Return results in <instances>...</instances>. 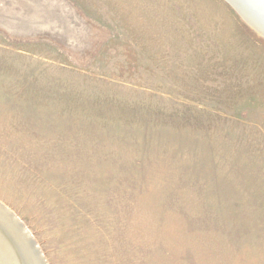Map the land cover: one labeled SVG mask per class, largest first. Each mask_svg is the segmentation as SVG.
<instances>
[{
	"label": "rangeland",
	"instance_id": "obj_1",
	"mask_svg": "<svg viewBox=\"0 0 264 264\" xmlns=\"http://www.w3.org/2000/svg\"><path fill=\"white\" fill-rule=\"evenodd\" d=\"M0 202L49 264H264V38L225 0H0Z\"/></svg>",
	"mask_w": 264,
	"mask_h": 264
},
{
	"label": "water",
	"instance_id": "obj_2",
	"mask_svg": "<svg viewBox=\"0 0 264 264\" xmlns=\"http://www.w3.org/2000/svg\"><path fill=\"white\" fill-rule=\"evenodd\" d=\"M227 1L240 15V17L251 27L257 34L264 38V35L260 33L259 30L264 31V25L259 24L261 26L256 25L255 16H263L264 17V0H225ZM242 10V11H241ZM253 19V20H252ZM263 20V19H262ZM256 22V21H255ZM257 23V22H256ZM258 24V23H257ZM15 216V214L13 213ZM8 217V216H7ZM10 219V217H9ZM10 221L14 224L16 230L20 235V240L22 245L18 242L17 239L12 238L13 242L16 244L18 249V258L11 248V252L17 258L14 259L17 261L16 263L20 264H49L43 251L41 250L39 244L24 225V223L16 217L14 221L10 219ZM11 247V246H10ZM14 258V257H13ZM0 264H9L8 258L0 252Z\"/></svg>",
	"mask_w": 264,
	"mask_h": 264
},
{
	"label": "bare ground",
	"instance_id": "obj_3",
	"mask_svg": "<svg viewBox=\"0 0 264 264\" xmlns=\"http://www.w3.org/2000/svg\"><path fill=\"white\" fill-rule=\"evenodd\" d=\"M252 15L254 16V18H256L255 21L258 24L252 19L256 25H258V26H261L259 24L264 25V17L263 16H255L254 14H252ZM259 31L261 34L264 35V31H261V30H259ZM9 217H10V219H12L14 221V219H16L17 216L16 215L14 216L13 212L8 207H6L4 204H2L0 202V252L3 253V255L6 256V258H8L9 264H20L19 262L16 263L18 261L17 258H18L19 254H18L17 246L13 242L12 238L17 239L21 245H22V243L20 240V235H19L18 231L16 230L14 224L10 221ZM2 224H4V227L2 226ZM11 248L13 249L17 258L11 252ZM14 259H16L17 261H15Z\"/></svg>",
	"mask_w": 264,
	"mask_h": 264
}]
</instances>
